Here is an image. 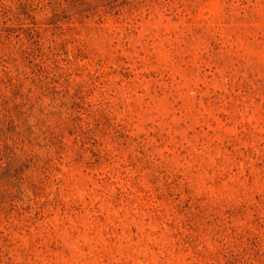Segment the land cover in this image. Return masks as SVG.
<instances>
[{
    "label": "rangeland",
    "instance_id": "rangeland-1",
    "mask_svg": "<svg viewBox=\"0 0 264 264\" xmlns=\"http://www.w3.org/2000/svg\"><path fill=\"white\" fill-rule=\"evenodd\" d=\"M0 264H264V0H0Z\"/></svg>",
    "mask_w": 264,
    "mask_h": 264
}]
</instances>
